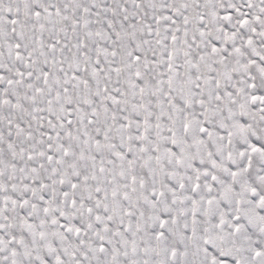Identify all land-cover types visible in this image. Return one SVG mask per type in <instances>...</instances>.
Wrapping results in <instances>:
<instances>
[{
    "label": "snow or ice",
    "instance_id": "1",
    "mask_svg": "<svg viewBox=\"0 0 264 264\" xmlns=\"http://www.w3.org/2000/svg\"><path fill=\"white\" fill-rule=\"evenodd\" d=\"M0 264H264V0H0Z\"/></svg>",
    "mask_w": 264,
    "mask_h": 264
}]
</instances>
